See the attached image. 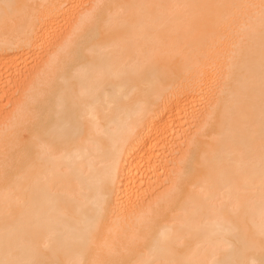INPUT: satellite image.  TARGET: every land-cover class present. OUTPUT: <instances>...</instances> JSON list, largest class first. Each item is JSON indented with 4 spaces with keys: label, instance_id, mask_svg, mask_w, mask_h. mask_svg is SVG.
Instances as JSON below:
<instances>
[{
    "label": "bare ground",
    "instance_id": "6f19581e",
    "mask_svg": "<svg viewBox=\"0 0 264 264\" xmlns=\"http://www.w3.org/2000/svg\"><path fill=\"white\" fill-rule=\"evenodd\" d=\"M5 100L0 264H264V0H0Z\"/></svg>",
    "mask_w": 264,
    "mask_h": 264
},
{
    "label": "rangeland",
    "instance_id": "374dc122",
    "mask_svg": "<svg viewBox=\"0 0 264 264\" xmlns=\"http://www.w3.org/2000/svg\"><path fill=\"white\" fill-rule=\"evenodd\" d=\"M58 19H59V20H58ZM58 19L55 21L56 23L53 22V23H54L53 26L56 25L55 28H52V29H51L52 31H51V30L48 31V33H46V37L43 36L44 39L46 38L45 41L48 40V38L51 37V35L55 36L56 34L61 33L62 30H64V29L67 28V24H65V23H67V21H66L65 19H68V17L64 15L63 18L61 17V19H60V18H58ZM63 22H64V23H63ZM60 23H61V24H60ZM58 26H59V27H58ZM60 27H61V28H60ZM63 27H64V28H63ZM54 29H56V30L54 31ZM56 31H57V32L59 31V32L57 33ZM51 32H52V33H51ZM54 33H55V35H54ZM47 34H49V37H48ZM53 36H52L51 38H53ZM44 39L41 41V43L44 42ZM49 39H50V38H49ZM43 46H44V45H43ZM43 46H42V47H43ZM46 46H47V44H46L44 47L46 48ZM44 47L40 49L41 52H44V51L46 50ZM44 53H46V51H45ZM44 53H43V54H44ZM45 55H46V54H44V57H45ZM35 59H37V58H34V60L32 59L31 61H29V67H28L29 69H31L32 66L35 65V64L37 63V60H38V59H37V60H35ZM39 61H41V59H39ZM39 61H38V62H39ZM42 61H43V59H42ZM24 69H25V70H23V69L21 70V74H20V75H23V76H20V79L17 77V80H18V81L20 80V81L22 82V81L24 80V77L26 78V75H25L26 73L23 74V72H26L27 68H24ZM214 72H215V74H212L213 76L211 75V77H213V79H212L213 81L215 80V82H214V84H215L216 81H217V77H218L219 75H218V73H217L216 71H214ZM212 73H213V72H212ZM216 74H217V76H216ZM214 76H215V77H214ZM12 83H13V82H11V84H12ZM11 84H10V86H13L14 83H13L12 85H11ZM211 91H212V90H211ZM13 92H15V91H13ZM15 95H16V93L14 94V97H15ZM17 95H18V92H17ZM11 96H13V95H11ZM17 97H18V96H16V98H17ZM8 103H9V102L6 101V100L1 102V104H0V116L5 115L6 113H8V112L11 110L12 106H11V104L8 105ZM8 106H9V107H8ZM203 106H204V104H202V103H201V105L199 104V107H198V105L195 106V111H196L198 108L201 109ZM196 107H197V108H196ZM200 107H201V108H200ZM199 109H198V110H199ZM198 110H197V111H198ZM2 113H3V115H2Z\"/></svg>",
    "mask_w": 264,
    "mask_h": 264
}]
</instances>
